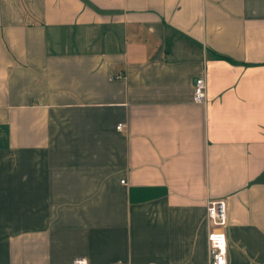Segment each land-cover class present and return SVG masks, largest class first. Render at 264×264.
<instances>
[{
    "label": "crops",
    "instance_id": "crops-1",
    "mask_svg": "<svg viewBox=\"0 0 264 264\" xmlns=\"http://www.w3.org/2000/svg\"><path fill=\"white\" fill-rule=\"evenodd\" d=\"M211 198L264 264V0H0V264H207Z\"/></svg>",
    "mask_w": 264,
    "mask_h": 264
},
{
    "label": "built area",
    "instance_id": "built-area-1",
    "mask_svg": "<svg viewBox=\"0 0 264 264\" xmlns=\"http://www.w3.org/2000/svg\"><path fill=\"white\" fill-rule=\"evenodd\" d=\"M193 98L199 102H205L207 99L206 79L202 76H197L194 81ZM124 123L120 122L117 125L119 129ZM125 181V178L122 179ZM206 218L208 222V247L209 258L207 264H227L228 261V246L226 237V227L228 225V204L225 198H211L207 202ZM85 258L75 259L73 264H84ZM128 264V263H125Z\"/></svg>",
    "mask_w": 264,
    "mask_h": 264
}]
</instances>
